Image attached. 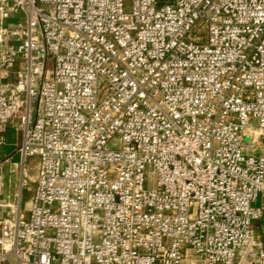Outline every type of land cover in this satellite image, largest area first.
I'll return each mask as SVG.
<instances>
[{"label":"built area","instance_id":"1","mask_svg":"<svg viewBox=\"0 0 264 264\" xmlns=\"http://www.w3.org/2000/svg\"><path fill=\"white\" fill-rule=\"evenodd\" d=\"M13 120L0 264H264V0H0Z\"/></svg>","mask_w":264,"mask_h":264},{"label":"crops","instance_id":"2","mask_svg":"<svg viewBox=\"0 0 264 264\" xmlns=\"http://www.w3.org/2000/svg\"><path fill=\"white\" fill-rule=\"evenodd\" d=\"M20 136H21V131L18 129V124L14 120L11 121L8 125V129L6 132V142L0 145V161H3L1 164L4 167L6 165L8 166L9 171L17 170L19 172V181H18V186L16 188L11 187L8 190L4 188V184H3L4 199L1 201L5 202L6 200H8L9 202L6 204H10L11 207L14 204L16 205L20 202V205L24 213L27 214L31 196L30 199H28L29 197L24 199L23 188L26 187L29 191H31V195H32L33 187H34V179L36 177L37 170H36V161L32 157L28 158L27 161H25L24 165H21V158L17 151V146L20 141ZM34 161H35V165H34ZM19 167L20 168L22 167V169L24 168V173L26 174L25 175L26 179L25 181H23V183L21 181ZM28 180L32 182V187L29 185L27 186ZM23 184H26V186L23 187ZM19 191H20V198L17 199L16 196L19 193ZM13 196L16 198L14 204L10 202L13 199ZM260 204H264V194L259 196L254 202V205H260ZM3 211H5V209ZM7 214H10V210L5 212H0V217ZM253 227L256 233L261 238L264 248V215L260 219L253 221Z\"/></svg>","mask_w":264,"mask_h":264},{"label":"rangeland","instance_id":"3","mask_svg":"<svg viewBox=\"0 0 264 264\" xmlns=\"http://www.w3.org/2000/svg\"><path fill=\"white\" fill-rule=\"evenodd\" d=\"M127 6H129V2L127 3ZM14 21H15L14 19H9L8 20V22H14ZM118 146H119V141L117 139H114V140L110 141L109 144H108L109 148H117ZM2 162L3 161H0V177H1V179H3L4 188L6 190L10 189L11 187L16 188L18 186V181H19V172L17 170L16 171L15 170L9 171L8 166L6 165L4 167L1 164ZM34 165H35V161H34ZM19 170H20L21 181L23 183V178L22 177L24 175V171H23L22 167L21 168L19 167ZM25 179H26V177H25ZM28 185L32 187V182L30 180H28L27 186ZM24 186H26V184H23V187ZM23 194H24L23 195L24 199L27 198V197H29L28 199H30V196H32L31 195V191H29L26 187L23 188ZM16 198L17 199L20 198V191L17 194ZM16 198L13 196V199L10 202L14 204ZM3 199H4V194H3V187H2V189L0 190V212L9 211L11 209V205L10 204H6V203L9 202L8 200H6L5 202H2L1 200H3ZM5 205H7V206H5ZM18 207L21 209V211H23V209H22V207L20 205V202L18 203ZM4 209H5V211H3ZM23 213H24V211H23ZM3 216H5V215H3Z\"/></svg>","mask_w":264,"mask_h":264},{"label":"water","instance_id":"4","mask_svg":"<svg viewBox=\"0 0 264 264\" xmlns=\"http://www.w3.org/2000/svg\"><path fill=\"white\" fill-rule=\"evenodd\" d=\"M30 157H32V158L35 159V161H36V170H37V164H38V159H37V157H35V156H29V157L26 158V161H27V159L30 158Z\"/></svg>","mask_w":264,"mask_h":264}]
</instances>
